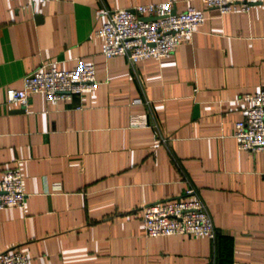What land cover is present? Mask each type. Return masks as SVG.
I'll return each mask as SVG.
<instances>
[{
    "label": "crops",
    "instance_id": "1",
    "mask_svg": "<svg viewBox=\"0 0 264 264\" xmlns=\"http://www.w3.org/2000/svg\"><path fill=\"white\" fill-rule=\"evenodd\" d=\"M166 0H0V178L24 176L25 206L0 210V254L31 264H264V152L240 150L244 97L264 87V3L206 20L162 59L107 58L96 10ZM95 66L98 87L72 100L6 103L44 63ZM140 100V102H135ZM193 187L215 240L147 237V205Z\"/></svg>",
    "mask_w": 264,
    "mask_h": 264
},
{
    "label": "built area",
    "instance_id": "2",
    "mask_svg": "<svg viewBox=\"0 0 264 264\" xmlns=\"http://www.w3.org/2000/svg\"><path fill=\"white\" fill-rule=\"evenodd\" d=\"M200 1L207 8H216L221 15L249 13L252 5L264 3V0ZM176 2L166 0L113 11L106 8L96 10L97 18L108 16L95 32L103 39V54L108 59L126 55L132 62L162 59L174 53L181 44L190 42L206 16L194 6L172 15ZM97 87L95 66L82 58L68 70L58 68L55 63H44L24 76L23 88L7 89L6 103L27 108L34 94H43L47 101H69ZM244 99L249 106L244 118L236 122L232 136L240 150L264 152V87ZM23 182L20 170L3 174L0 178V210L25 206ZM143 224L147 237L187 235L215 240L217 236L207 206L193 187L187 188L180 198L147 205ZM0 264H31V261L26 249L19 247L1 253Z\"/></svg>",
    "mask_w": 264,
    "mask_h": 264
},
{
    "label": "water",
    "instance_id": "3",
    "mask_svg": "<svg viewBox=\"0 0 264 264\" xmlns=\"http://www.w3.org/2000/svg\"><path fill=\"white\" fill-rule=\"evenodd\" d=\"M174 14H176V11L175 10H173V12H172V15H174ZM144 20H147L148 18H143ZM149 19H154V18H149Z\"/></svg>",
    "mask_w": 264,
    "mask_h": 264
}]
</instances>
